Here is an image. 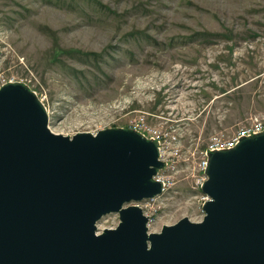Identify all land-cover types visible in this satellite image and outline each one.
<instances>
[{
    "label": "rangeland",
    "instance_id": "1",
    "mask_svg": "<svg viewBox=\"0 0 264 264\" xmlns=\"http://www.w3.org/2000/svg\"><path fill=\"white\" fill-rule=\"evenodd\" d=\"M1 77L37 95L56 134L171 131L176 185L139 207L149 233L200 222L201 152L264 116V0H0Z\"/></svg>",
    "mask_w": 264,
    "mask_h": 264
},
{
    "label": "water",
    "instance_id": "2",
    "mask_svg": "<svg viewBox=\"0 0 264 264\" xmlns=\"http://www.w3.org/2000/svg\"><path fill=\"white\" fill-rule=\"evenodd\" d=\"M21 83L0 88V264H264V132L209 152L200 222L149 233L158 145L132 129L53 133ZM117 214L114 228L97 223Z\"/></svg>",
    "mask_w": 264,
    "mask_h": 264
},
{
    "label": "built area",
    "instance_id": "3",
    "mask_svg": "<svg viewBox=\"0 0 264 264\" xmlns=\"http://www.w3.org/2000/svg\"><path fill=\"white\" fill-rule=\"evenodd\" d=\"M0 81V88L7 83H15L13 78L5 79L4 77H1ZM129 129L135 130L147 140L157 143L159 153L158 159L163 162L164 165L157 171L153 180L162 184V193L157 197L165 195L176 185V179L180 172V169L177 167L181 158L179 141L174 135H172L171 131L165 132L155 127H146L143 123V119L130 121ZM262 132H264V116H253L248 119L247 124L236 130L232 136L224 139L219 136L211 137L205 150L201 152V160L198 162L199 171L204 175L207 166V155L209 152L234 148L241 138L251 137ZM95 133L96 132H94V134ZM207 200L208 197L204 195L202 198V205Z\"/></svg>",
    "mask_w": 264,
    "mask_h": 264
},
{
    "label": "trees",
    "instance_id": "4",
    "mask_svg": "<svg viewBox=\"0 0 264 264\" xmlns=\"http://www.w3.org/2000/svg\"><path fill=\"white\" fill-rule=\"evenodd\" d=\"M94 55H100V58H102L101 54H94ZM95 59L98 62V59L97 58H95Z\"/></svg>",
    "mask_w": 264,
    "mask_h": 264
}]
</instances>
